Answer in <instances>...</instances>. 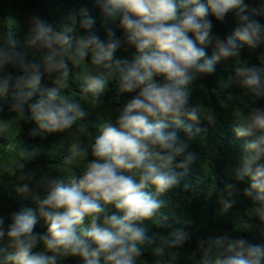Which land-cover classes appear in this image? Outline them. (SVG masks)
Segmentation results:
<instances>
[{
    "label": "clouds",
    "instance_id": "1",
    "mask_svg": "<svg viewBox=\"0 0 264 264\" xmlns=\"http://www.w3.org/2000/svg\"><path fill=\"white\" fill-rule=\"evenodd\" d=\"M96 2L104 18V39L93 31L94 18L81 10L83 18L68 16L62 31L38 15L31 17L26 45L39 56L38 62L15 50L11 32L0 41V97L11 93L9 111L20 121L35 124L32 137L63 133L88 114L72 97L61 95L70 75L69 61L77 68L84 60L95 66L85 73L82 88L86 99L91 93L95 107L103 104L101 97L112 78L118 80L119 93H136L122 109H116L115 122L100 125L91 146L92 159L82 175L73 171L67 180L48 173L37 178L36 172L26 170L37 153L19 148L21 159L16 167L20 172L12 173L20 182L15 192L31 195L36 207L0 216L2 264H60L58 257H79L81 264H136L146 250L161 257V264H166L165 256L167 264H176L173 250L183 248L190 233L167 224L170 217L162 211L167 204L158 197L179 184L184 173L176 169H187L196 154L170 128L182 127L189 139L193 137L191 124L184 121L202 118L200 107L190 102L189 86L213 74L219 61L240 59L245 45L250 50L264 45V23L257 19L264 17V0H256L254 7L244 0ZM233 10L237 23L233 32L226 37L214 33L208 17L223 21ZM117 20L123 37L109 26ZM209 45L214 46L211 56L206 51ZM129 48L136 53L130 64L116 58L117 51ZM44 76L52 78L54 87H41ZM232 85L249 97L248 111L236 118V136L250 139L243 146L235 177L237 181L249 179L242 194L252 201L253 212L264 223V106L258 104L264 101V63L236 66L235 79L223 83L224 87ZM33 97L38 98L30 103ZM8 121L0 120V132L6 131ZM69 151V164L88 155L81 143L72 144ZM150 188L154 193L147 191ZM37 189L45 192L42 199ZM237 197L235 184H226L218 193L222 211L233 208ZM109 206L116 212L109 213ZM158 215L159 227L172 228L167 236L148 235L141 226ZM86 218L88 227L83 226ZM38 220L47 225L42 234L34 232ZM37 245L52 255L34 253ZM191 257L198 264H264V245L225 233L201 239Z\"/></svg>",
    "mask_w": 264,
    "mask_h": 264
},
{
    "label": "trees",
    "instance_id": "2",
    "mask_svg": "<svg viewBox=\"0 0 264 264\" xmlns=\"http://www.w3.org/2000/svg\"><path fill=\"white\" fill-rule=\"evenodd\" d=\"M244 2L254 7L256 0H244ZM81 10H86L87 15L94 18L93 31L104 39V18L96 0H0V41L3 40L4 35L11 32L15 41V50L25 55L29 48L26 45V37L31 29L32 16L38 15L51 24L54 30L62 31L68 16L75 14L78 21L83 18ZM208 19L214 25L213 32L221 37L230 35L237 26L235 10L226 14L223 21H217L211 15ZM257 19L264 23V17ZM118 24L117 20L110 22L109 26L116 30L118 37H123V30ZM191 35L189 33V36ZM206 51L211 56L214 46L209 45ZM135 54V49L129 48L127 52L117 51L115 56L130 64ZM240 59L219 61L215 65L213 74L204 76L189 86V91L192 93L190 102L200 107L202 118L199 122L184 121L185 124H191L195 133L193 137L189 139L182 127L176 128L172 125L170 128L177 131L180 138L189 144L188 151L196 154V159L187 169H176L184 173L179 184L158 197L166 201L167 206L162 211L170 217L167 224L172 225V228H183L190 233V239L185 242L183 248L173 250L178 256L176 264H198V260L191 257L197 243L201 239L207 240L209 237L215 238L225 233H229L233 238L243 237L251 243L264 245V223L253 212L252 201L242 194L250 181L248 178L237 181L235 177V170L241 166L244 155L243 146L250 139L236 136L235 129L238 127L236 118H243L248 111L249 97L244 94L245 90L235 85L223 86L229 78L235 79L236 66H242L246 62L264 63V45L254 50H250L245 45L241 50ZM8 70L14 75L17 74L14 69ZM69 70L70 75L61 90V95L72 97L88 114L63 133L30 136V130L35 124L20 121L15 113L9 111L11 93L7 97H0V108H2L0 120H9L6 131L0 132V216L7 217L12 211H19L23 207H36L31 195L23 196L15 192V187L20 182L12 173L15 171L18 175L20 172L16 167L21 159L20 147L37 153L26 164V170L36 172L37 178L43 173L65 180L73 171L82 175L88 161L92 159L91 146L95 137L100 134V125L109 120L115 122L118 115L116 109H122L136 95V93H119L118 80L112 78L108 80L106 90L101 97L103 104L95 107L91 93L87 95V99L82 93L85 73L94 71L95 66L90 60H84L77 68L69 61ZM41 87L43 89L54 87L52 78L44 76ZM37 98L33 97L30 103L35 102ZM258 104L264 106V101H259ZM74 143L87 146L88 155L87 157L81 155L69 164L66 159L70 157L69 149ZM229 183L235 184L237 188L238 203L230 210L222 211L218 202V193ZM36 191L42 199L45 192L42 189ZM147 191L154 193L155 189L150 188ZM115 212L114 206H109V213ZM158 220L159 215L152 221H144L141 226L148 230V235L158 233L167 236L172 228L159 227L156 224ZM8 222L10 221L6 220V223ZM89 223L86 218L83 226L88 227ZM46 231L45 222L38 220L34 232L42 234ZM33 252L52 255L51 252H45L43 245H37ZM168 259V256L164 257L166 264ZM58 260L60 264H81L79 257H58ZM136 264H161V257L146 250L144 255L137 259Z\"/></svg>",
    "mask_w": 264,
    "mask_h": 264
},
{
    "label": "rangeland",
    "instance_id": "3",
    "mask_svg": "<svg viewBox=\"0 0 264 264\" xmlns=\"http://www.w3.org/2000/svg\"><path fill=\"white\" fill-rule=\"evenodd\" d=\"M25 55L27 56V57H31L32 55L34 56V50L33 49H31V48H28L27 49V52H25ZM29 55V56H28Z\"/></svg>",
    "mask_w": 264,
    "mask_h": 264
},
{
    "label": "water",
    "instance_id": "4",
    "mask_svg": "<svg viewBox=\"0 0 264 264\" xmlns=\"http://www.w3.org/2000/svg\"><path fill=\"white\" fill-rule=\"evenodd\" d=\"M28 59H36L37 60V62L39 61V56L38 55H36V56H31V57H27Z\"/></svg>",
    "mask_w": 264,
    "mask_h": 264
},
{
    "label": "crops",
    "instance_id": "5",
    "mask_svg": "<svg viewBox=\"0 0 264 264\" xmlns=\"http://www.w3.org/2000/svg\"><path fill=\"white\" fill-rule=\"evenodd\" d=\"M33 56V55H32Z\"/></svg>",
    "mask_w": 264,
    "mask_h": 264
}]
</instances>
